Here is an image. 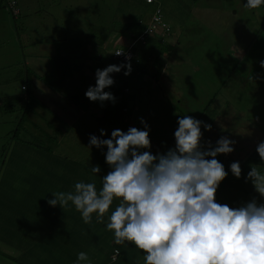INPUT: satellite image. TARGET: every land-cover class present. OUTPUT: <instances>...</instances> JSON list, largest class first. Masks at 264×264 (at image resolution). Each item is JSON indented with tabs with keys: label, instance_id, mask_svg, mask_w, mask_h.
<instances>
[{
	"label": "clouds",
	"instance_id": "9594fccd",
	"mask_svg": "<svg viewBox=\"0 0 264 264\" xmlns=\"http://www.w3.org/2000/svg\"><path fill=\"white\" fill-rule=\"evenodd\" d=\"M264 0H247L246 8L258 9ZM123 51H118L119 56ZM264 67V61L260 62ZM131 64L109 65L96 70V86H90L86 97L92 102L116 98L105 89L114 85L111 76ZM146 130L130 127L127 132L113 130L111 139L90 137V145L107 148L106 163L111 171L102 178V188L94 182H76L68 192L53 193L48 203L63 210L71 205L81 214L85 224H105L114 233L116 245L126 242L142 250L145 264H264V203L255 198L238 207L217 202L216 194L228 173L216 157L234 152L235 141L221 137L216 146H202L201 121L184 115L178 119L175 147L166 153L150 151L149 126ZM211 131V125L203 124ZM101 135H106L101 130ZM256 151L264 161V142ZM239 179V162L230 165ZM100 166L91 167L99 174ZM264 198V171L252 165L247 174ZM105 220V214L109 213ZM79 264H90L87 253L80 252Z\"/></svg>",
	"mask_w": 264,
	"mask_h": 264
},
{
	"label": "rangeland",
	"instance_id": "374dc122",
	"mask_svg": "<svg viewBox=\"0 0 264 264\" xmlns=\"http://www.w3.org/2000/svg\"><path fill=\"white\" fill-rule=\"evenodd\" d=\"M163 1L165 6L164 8H166L169 13V18L166 22L171 26L173 33L164 34V32H159L158 40L164 41L159 42V50H164L163 52H167L168 55H174L171 53L178 50L175 51L176 53L174 56H176L177 52L181 51L177 58H181L182 60V64L175 67L174 70H165L164 68H161L163 76L165 78L172 76V79L185 76H192L194 78L198 77L200 81V90L198 91L200 99H204L206 97V93L203 91L206 87H209L208 82H210V90H214L215 85L218 86L216 79L229 78L228 73L230 69H233L236 66H233L236 61L239 62V67L241 65L244 67L245 64H243L244 62L242 61L246 57L245 55L249 52V55L252 57V54L254 53V50L252 49L255 48L254 46L260 44L259 40L264 39V4H262L258 9H249L245 7L247 0H181V4L183 6V17H185V13H188L186 23L183 24V22L180 21L181 13L175 9L177 7L172 6L174 5L172 1L175 0ZM138 2L139 0H29L26 3V6L27 10L33 11L30 13L32 14L31 22H28V25L25 26L26 20L25 18H21L18 25L24 29L26 28L28 33L27 39L32 43L39 42L43 39L48 40L56 37H63L68 34L67 32H70L75 36V39L83 42L86 41L88 43L85 50L83 49L81 53L74 57V62L78 64L85 63L86 65H94V60L92 58V42L90 39H86L88 33L96 37L99 46H102L104 38H107L106 45L113 47L114 45L111 43L112 40L110 36L112 37L115 33H117V38L121 39L123 37V29L126 27L125 29L127 30L130 24L134 25L137 22V17L140 18V8L138 6ZM97 8L98 10H96ZM153 13L148 11L143 20L146 19L145 21L149 23V19ZM42 26L44 28H42ZM41 30H43V32H41ZM12 38L13 37L8 40V35L5 38L0 37V81L3 83H8L6 78L8 79L9 76L14 75V72L19 68V64H21V54L19 50H17V48H19V44L12 49L9 48V45L11 47L15 45L13 40L14 38ZM179 40L180 44L177 45ZM134 41L136 42L138 40ZM134 41L129 43L130 48L133 46ZM183 42L186 45L184 46V50H182ZM231 45H235V47L231 49L232 52L226 51L227 49L225 48L230 47ZM120 47H123L124 49L127 48L126 44H121ZM32 48L36 50V53H39L38 47L33 46ZM138 49H140V51ZM135 50H138L137 53H139V56H150L148 59H150L151 56H154L152 53L147 52L146 47L142 48L139 44H135ZM102 52L105 58L106 53H104V51ZM195 55L198 56L195 57ZM80 57H83V60L76 59ZM161 60L160 62H164L166 64L171 61L167 58L166 54L161 57ZM190 60L193 61L192 66L195 67L194 70L192 69L191 72H188L189 68H191V65L188 64ZM261 61H264V51L262 55L260 53L259 56L252 59L251 64L249 65L250 68L252 67L253 71L257 70L260 73L257 76V82L260 83V88L255 85H249L246 89V87L241 84L243 89L241 90L238 85H234V90H229L231 98L235 99L239 95H245V93L250 91L252 88V91L254 92L259 91V100H264V67H261ZM103 62L105 65V61ZM132 68L133 66L131 69ZM209 70L211 71V75L207 72ZM183 71L187 73H183ZM88 75L89 74L84 73V76ZM211 76L214 80H212ZM165 78L161 81L162 88H158V90H163L164 92H166L167 88H169L166 86ZM92 80H94V77H89V81ZM257 82L255 79L252 80L253 84ZM45 83L46 82H43V84ZM10 85L14 87L13 89H17V86H14V83H10ZM30 85L34 87V83L32 81H30ZM18 86L20 88L21 83H19ZM94 86L96 85H93L92 87ZM49 91L50 90L46 85L41 86L40 95L42 96V100L39 101H34L36 96L31 94L32 99L30 101L29 109L30 113H33L30 115V118L35 120L36 128L32 129L31 127H28V131H24L22 135L21 139L22 141L24 140L23 142H26V148H17L15 155L18 157L17 168H25L26 173L22 176H18L14 180L15 182H22L24 181V178L28 176L29 180L27 184L34 185L33 178L30 176L33 172H35L38 177H50L53 179V191L68 192L73 190V187L71 186L72 181L96 176V174L91 172V169L87 168L89 164L97 166V164H94L95 152H93V148L90 144H87L84 147V138L79 136V132L84 135L96 121L101 122V117L104 116L105 111H108L105 107L109 103H112V101H105L102 106L101 102L98 101L100 105L94 104L86 97V100L81 106L73 109L72 107L66 109L67 115H65L60 112V108L58 110V105L65 103V101H62L59 97L57 99V97L53 96ZM157 96L158 94L155 93L153 100H155ZM52 100H54L55 107H52ZM150 100L151 99H149V101ZM149 101L146 103H149L150 106H157L158 104H152ZM172 102L176 105L173 108H178L181 112L184 111L183 96L179 95V98L173 99ZM146 103H142L140 106L144 107L146 106ZM242 103L243 98L240 96V102L237 103V106H228L225 110L229 112L231 110L233 112L236 110L238 111L239 118H242L245 116L244 112L241 110L243 109L241 107ZM16 104H18V102H15V105ZM195 104V107L199 108V101L193 105ZM55 110L56 112L59 111V117L61 120L60 123H63L68 128H60L62 133L59 145L57 146L54 141L53 151H55L56 155L69 154L70 157H74L75 160L85 161L82 167L77 166L74 170L68 172L70 178L69 176L58 175L55 173L49 174L44 172L42 169H37L38 164L41 162L39 159L40 152H34L31 149L27 150L29 147L28 142L33 147L47 145L49 143V140L43 137L45 132L38 130V128H41L45 122L49 123L56 121L57 115L55 114ZM257 113L260 122L258 125L254 118V124L258 129V132L251 141H247V139H251L252 135H242L240 138L243 142H253V139L255 140L259 138V131L261 132L262 128H264V103L261 109H258ZM64 118H66L67 121L63 120ZM179 118H181V116L178 113L165 118L168 135L171 137L170 139H172V135L179 127ZM120 123H122L121 120L119 124ZM102 127L104 132L108 134V125L105 124ZM133 127L140 130H146L144 124L141 123L140 118L136 119ZM163 127V124H161L160 127L156 126L154 129H149L152 132L150 133L149 131V136L153 138L151 146L160 150L155 151L153 155L166 153L169 150L164 144L157 141V136L160 135V132H164ZM163 139L165 141L161 140L160 142L170 140L168 138ZM243 160L244 159L242 158L241 161ZM53 171L55 172L56 170ZM0 182L2 183V178H0ZM50 187V183L48 185H44V189H50ZM96 187L99 190L98 186ZM16 196H20V193H16ZM249 201H251L250 198L246 199L244 203ZM15 208L17 209V206H15ZM57 208L58 206L52 207L51 211H45V209H43L45 217H49L52 211L54 214H57V210L60 209V206L58 209ZM70 226L71 225H69V228ZM60 237L64 238L66 236ZM105 248H107V244L102 249L101 255L104 254L103 251ZM90 250L91 248H88L85 252L89 253ZM138 253L139 254L132 256L135 257L133 259H130L132 257H128L127 254H124L119 261L117 260L118 262L115 260V262H111V264H145L143 259L145 253L139 249ZM105 255L107 254L105 253ZM48 263L57 264L53 260ZM66 264H77V262L73 259L70 261L68 260Z\"/></svg>",
	"mask_w": 264,
	"mask_h": 264
},
{
	"label": "trees",
	"instance_id": "16d2710c",
	"mask_svg": "<svg viewBox=\"0 0 264 264\" xmlns=\"http://www.w3.org/2000/svg\"><path fill=\"white\" fill-rule=\"evenodd\" d=\"M10 0H0V8L4 9L5 6L7 7V3ZM18 4V7L20 9V5L17 0H15ZM172 3L177 8H175L178 12L181 13L180 21L183 22V24L186 23V19L188 18V13H185V17H183V6L181 4V0H175L172 1ZM138 6L140 8V18L137 17V22L134 25H129L128 30L132 32V35L129 39V43L138 40L137 42H133V46L130 48L128 45L126 49L123 47H120L121 45H115L113 48L104 50L103 46L99 48V43L96 39L92 38L90 39L93 46V60L94 65H86L85 63L78 64L74 62L73 52H75L77 55L85 50L86 46H88V43L85 41H79L78 39H75L68 34L64 35L63 37H60L59 45L64 49L63 54L58 53L56 56L55 64L57 67L58 74L60 76L59 82L55 83L57 86V99H61L62 101H65V103H61L58 105V110L60 108V112L67 115L66 109L72 107L77 108L83 104V102L86 100V91L89 89L90 86L96 85V70L97 69H105L109 65H127L128 63L131 64V67L133 66L131 70L130 75H124V72L127 71V67H124L121 69V72L119 73H113L111 74L114 85L106 88V92H110L114 95L116 98L115 103H109L105 109L108 111H105L104 116L101 117L100 121H96L92 125L91 132L88 135V144H90V137L93 135H96L100 139H111V133L113 130L119 129L121 131L127 132L130 127H133L134 122L137 118H142L147 125L149 126V129L152 127L154 129L156 126L160 127L161 124H163L164 132H160V135L157 136V141L159 143L164 144L168 149H172L175 147V135H172L169 137L168 130H167V124L165 122L166 116H172L176 113L180 114L181 118L184 115L191 116L194 119H197L202 123L201 131L203 133L202 138V146L205 150H207L208 143L211 142V145L213 147L216 146L217 141L221 137H228L229 139L235 141L234 152L228 155H218L216 159L221 162L225 170L227 171L228 175L227 177L221 182L217 194L216 199L217 202L220 204H227L229 207H237L242 204H244V201L246 199H253L255 198L259 203H264V198L260 197L259 194L255 191L252 183L250 181H247V174L251 170L252 165L260 166L261 170L264 171V161H262L259 157L258 152L256 151L257 146L259 143L264 142V128H262L260 134H258L259 138L253 139V142H243L241 140L242 134H245L247 136L252 135L251 139H247V141H251L252 138L256 135L258 132V129L256 128L254 124V118L257 124L259 125V116H258V109H261L263 106L264 100H259V91H252V88L250 91L245 93V95H239L235 99L231 98L229 90H234V85H238L241 90L242 85H244L247 89L249 85H255L260 88V83L257 82L259 71L252 70V67L250 68L249 65L251 64V60L255 57L259 56V54L263 53L264 51V39L259 40L260 44L257 46H254L252 50H254V53L249 55V52L244 60L243 64H245L244 67L242 65L239 67V62L236 61L233 66H235L233 69H230L228 76L229 78H220L216 79V83L218 86L215 85L214 90H210V82H208L209 87H206L204 89V93H206V97L204 99H200V95L198 94V91L200 90V81L199 78H194L192 76H185V77H178L173 78L172 76H168V78H165L163 76V72L161 68H164L165 70L171 69L174 70L175 67L180 66L182 64L181 58H177L178 54L181 52H177L175 55H168L167 52H163L164 50H159L158 48L159 42H164L157 40L159 32H162V29L164 27H161L160 31L154 33L153 35L147 34V31L149 29L150 23L153 19V15L150 17V22L147 23L143 18L146 17V14L148 11H151L152 13L160 9L163 16V21L166 24V29H164L165 34L166 33H173L171 26L166 22L169 18V13L164 8V1L163 0H153L152 2H148V0H139ZM98 10V8L96 9ZM4 11V10H3ZM10 12V10H9ZM21 13V9H20ZM153 13V14H154ZM11 14V12H10ZM12 16V14H11ZM20 17V16H19ZM14 18V17H13ZM16 20V19H15ZM181 22V23H182ZM133 23V22H132ZM180 23V24H181ZM126 28V27H125ZM124 28V30H126ZM69 36V37H68ZM144 36V42L140 41V38ZM161 36V35H160ZM157 38V39H155ZM181 40V39H180ZM180 40L177 43V45L180 44ZM135 44H139L142 48L146 47L147 52L152 53L154 57L152 61L147 60V57L145 56H139V53H137L138 50H135ZM198 44V43H197ZM195 44V45H197ZM239 45V44H238ZM181 46V45H180ZM184 46H186L183 42V49ZM234 46L226 47V51L232 52V48ZM243 49V48H242ZM218 50V49H217ZM106 53V56L104 58L103 52ZM117 51H123L124 55L121 57H118L115 55ZM134 53L133 58H130L129 60H125L124 57L128 53ZM166 54L167 58H169L171 61L166 64L164 62H160L161 57ZM198 55H195L197 57ZM252 58V59H251ZM79 60H83V57L76 58ZM199 59V58H198ZM241 59V58H240ZM105 61V65L104 62ZM162 61V60H161ZM192 60L188 62L189 65H191V68H189L188 72H191L192 69L194 70L195 66H192ZM184 63V62H183ZM99 65V66H98ZM98 66V67H94ZM184 68V67H183ZM224 69V66H223ZM251 69V70H250ZM73 70H76L79 72V76H77V80L74 81L73 85L77 82L76 89L72 90V83L69 79H72L74 73ZM209 75H211V71H207ZM84 73L89 74V77H94V80H92L89 84V86L86 87L83 85L85 84L82 78L84 77ZM183 73H187L184 72ZM261 77V76H260ZM165 78L166 80V86L168 92L167 94L161 96V91L158 90L156 87L153 88V84L155 83L158 88H162L161 81ZM212 80L213 77L211 76ZM263 78V77H261ZM237 79V80H236ZM255 79L257 83L253 84L252 80ZM264 79V78H263ZM264 84V81H263ZM189 85V86H188ZM171 86V87H170ZM152 91L160 95V101L155 102L157 105L163 106V108H157L153 109L152 106H150L149 103H146L151 99L149 102L152 103L153 97H152ZM63 92V93H62ZM243 92V91H242ZM180 96H183V106L184 111L181 112L178 108H173L176 106L173 104L172 100L177 99ZM240 96L243 98L242 108L241 109L245 116L242 118H239L238 111L234 110V112L231 110L230 112L225 110L228 106L233 107L237 106V103L240 102ZM31 101V99H30ZM30 101L29 105L27 107V113H25L26 116L23 117V120L21 122V126L24 123L30 122V117L28 114H30ZM199 101V108H196V104L193 105ZM109 102V101H106ZM94 104H99V102H93ZM142 103H146L144 107H141L140 105ZM100 105V104H99ZM62 110V111H61ZM57 118L59 117V111L56 112ZM155 115L156 119L153 117ZM146 117H149V122L147 121ZM63 120L67 121L66 118ZM120 123L119 124V122ZM96 123L97 126H96ZM102 123V125H101ZM105 124L108 125V134L101 135V130L103 129L102 126ZM203 124L211 125V131L206 130L203 127ZM43 127V126H42ZM40 128L41 131H44L43 137L47 140L48 135H59L61 137V129L59 132H51V128ZM67 128V127H66ZM68 130V129H67ZM20 130L17 131L19 133L16 136V139L18 141V144L15 145L19 149L24 147L26 145V142H23L20 136ZM150 133H152L150 131ZM46 135V136H45ZM79 136L83 137V135L79 132ZM163 138H168L170 140H165ZM261 138V139H260ZM151 142L153 141V138L150 136ZM161 140H164L160 142ZM215 141V142H214ZM25 144V145H24ZM28 149H31L34 152H40L39 158L41 156H53L54 160L51 162L52 167H44L47 170H58L61 173L64 171H72L77 166H83L85 161L81 160H75L74 157H70V155H56L55 151H53V147L49 145H42L33 147L28 142ZM84 147L85 144L83 143ZM93 152H95V161L94 164H97L100 166V173L96 174L94 177L85 178L82 180H75L73 182V189L76 182L83 181V182H94L96 186H98L99 189L102 188V178L107 175L109 171H111V168L106 163V153L107 148H96L95 146H92ZM150 151L152 154L155 153V151H160L158 148H154L151 146ZM47 158V157H45ZM57 158V159H55ZM244 159L241 161V159ZM233 162H239L242 174L239 179H237L231 172L230 165ZM39 166V164H38ZM93 167V164H89L87 168L91 169ZM57 171V173H58ZM62 175V174H61ZM246 196V199H245ZM73 207V208H72ZM115 208V202L114 205L110 208L109 213L105 214V220L107 222V217L110 215L111 211H113ZM54 222L56 223L58 220L59 224V235L57 236H66L64 238L60 237L59 247L61 248L60 251H58L55 247V250L59 253L60 252V258L61 261H59L58 264H66V262L69 260L75 259L77 264H79L77 260L78 254L81 252H85L88 248H91L90 252L87 253L90 264H111V262H115V260L112 259V254L117 250L120 252V255L116 259V261L120 260L124 254H127L128 257H132L133 255H137L138 248L131 244L130 242H126L127 246H121L116 245L114 242V233L110 232L106 228L105 224L97 223L95 220V214H93V222L92 224H85L81 214L75 209L74 205H71L69 203V206L65 208L64 210L60 207V209L57 210V214L53 217ZM74 224L77 225L81 233L85 231L86 236L88 237L90 233V239H91V247L78 250L79 248H76L75 250L78 251L77 254H74V256L66 257L67 254V241L71 240L72 232L71 228L75 226H70ZM88 226V227H87ZM56 225H54V229H56ZM88 228V229H86ZM96 232H94V231ZM55 234V235H56ZM103 239V240H102ZM105 240V241H104ZM45 246V242L42 243ZM107 244V248L104 249L105 255L104 261L100 262V260H96V258L92 257L90 258V255L92 254L91 251L96 250H102ZM30 245V242L28 243ZM93 246L97 248H93ZM100 246V247H99ZM99 247V248H98ZM72 252V251H71ZM86 253V252H85ZM135 257H132L130 259H133ZM93 260L96 261L93 262ZM117 261V262H118Z\"/></svg>",
	"mask_w": 264,
	"mask_h": 264
},
{
	"label": "crops",
	"instance_id": "0c3cea01",
	"mask_svg": "<svg viewBox=\"0 0 264 264\" xmlns=\"http://www.w3.org/2000/svg\"><path fill=\"white\" fill-rule=\"evenodd\" d=\"M17 1L22 10V15L20 14L18 20H15L13 16H11L8 5L7 7L5 6L4 9L0 8V37L5 38L8 35V40L13 37L14 39H12L14 40L15 45L12 47L9 45V48L12 49L19 44L17 50H19L21 54V64H19V68L14 72V75L9 76L8 79L6 78L8 83L0 81V178H2V183L0 182V264H49L48 262L52 260L58 264L59 261H61L60 252L58 253L55 250V248L58 251L61 250V248H58L60 237L56 234L58 233L59 235L58 220L56 223L54 222L53 217L56 214H54L53 211L49 217H45L43 213V209H45V211H51L53 207L48 203L50 199H54L53 193H55V191H53V179L50 177H38L35 172H33L31 176L29 175L33 178L34 185L27 184L29 180L28 176L24 178V181L22 182H15L14 179L26 173L25 168H17L18 157L15 155L18 148L15 146L18 144L16 139L17 134L19 138V133H17V131H21L20 136L22 138L24 131H28V127H31L32 129L36 128L35 120L31 118L30 122L24 123L21 126L23 117L26 116L25 113H27L29 101L32 99L31 94L36 96L34 101L42 100L40 88L41 86L46 85L50 90L49 92L57 97L58 91L55 83L59 82L60 76L57 71L55 60L58 53L63 54L64 49L59 45V41H61L60 37L48 40L43 39L36 43H32L27 39L28 33L26 28L24 29L23 27H20L18 22L21 18H25V26L28 25V22H31L32 19V14L30 13L33 11L27 10L26 3L29 0ZM42 28L44 27L42 26ZM41 32H43V30H41ZM67 33L69 36L75 38L70 32ZM122 35L123 37L121 39L117 38V33L112 37L110 36L112 40L111 43L114 46L121 44H126V46H128L132 32L127 29L122 32ZM92 38L96 39L95 36L88 33L86 39ZM106 42L107 38H104L102 42L104 50L114 47L107 46ZM33 46L38 47L39 53L35 52L36 50L32 48ZM102 46H99V48ZM76 55L77 54L73 52V55L71 56L74 58ZM145 56L147 57V60L150 61L154 58L151 57L148 59L150 56L142 55L144 58ZM73 73L74 75L72 79L69 80L72 83V90H75L77 82L74 85L73 83L77 80V76H79L80 73L76 70H73ZM82 80L85 83L83 85L86 89L89 84L92 83L89 81V75L84 76ZM30 81L34 83V87L30 85ZM43 82L46 83L43 84ZM10 83H14V86H17V89H13L14 87H12ZM19 83H21L20 88L18 86ZM23 86H26L25 90L23 89ZM155 87L158 89V86L154 83L153 88ZM160 91L161 96L168 93L163 90ZM154 95L155 92L152 91V97ZM160 95H158L155 100H152V104H156L155 102L160 101ZM15 102H18V104L15 105ZM52 103L51 106L55 107L54 100H52ZM152 107L153 109L163 108V106L160 105ZM32 113L33 112L29 114V117ZM153 117L156 119L155 115H153ZM58 119L59 118L54 122H45L42 125L43 128H45V130H47L46 128H51V132H59L61 127L66 126L63 123H60L61 120L59 119V121ZM146 119L149 122L150 118L146 117ZM97 124L98 123H96V126ZM91 129L92 128L86 131L82 137L84 138L85 146L88 144V135L91 132ZM38 130H40V128H38ZM46 135H48L49 138V143L47 145L53 147L54 141L57 146L59 145V140L61 138L59 135ZM23 148H26V145L20 149ZM39 159L41 162L39 166H37V169H42L49 174L55 173L58 175L62 174L64 176H69L68 172L70 171H64L61 173L58 170L54 172L53 170H47L44 168L52 167L51 162L54 160L53 156H41ZM73 182L74 181L71 182V186H73ZM49 183L51 186L50 189H44V185H48ZM18 192L20 193V196H16V193ZM15 206H17V209ZM54 225L57 226L56 229L53 228ZM72 226L75 225L72 224L71 227ZM71 232V240H68L66 245L67 258L77 254L78 251L75 250L76 248L82 250L91 247L90 233L87 237L85 231L81 233L77 225L74 228H71ZM29 242L30 245H28ZM44 242L45 246L42 244ZM93 248L97 247L93 246ZM91 253L90 258L94 257L96 260H100L99 263L104 261L105 254L101 255L102 250H96L95 252L91 251ZM93 262H95V260H93Z\"/></svg>",
	"mask_w": 264,
	"mask_h": 264
},
{
	"label": "built area",
	"instance_id": "2783aa9c",
	"mask_svg": "<svg viewBox=\"0 0 264 264\" xmlns=\"http://www.w3.org/2000/svg\"><path fill=\"white\" fill-rule=\"evenodd\" d=\"M153 0H148V2H152ZM8 6H9V10L12 14V16L14 17V19H18L19 16H20V9L18 7V4L15 0H10L8 2ZM161 27H164L162 29V32H164V29H166V24L164 23L163 21V16H162V12L160 9H157L155 11V13L153 14V19L150 23V26H149V29L147 31V34H150V35H153L154 33L160 31ZM165 34V32H164ZM140 41L144 42V36H142L140 38ZM118 52V51H117ZM124 55V52L123 54L119 55L118 57H121ZM134 56V53L130 52L128 54H126V56L124 57L125 60H129L130 58H133ZM23 89L25 90L26 89V86H23ZM96 136V135H94ZM97 137V136H96ZM120 255V252L119 251H115L114 254H112V259L113 260H116L118 258V256Z\"/></svg>",
	"mask_w": 264,
	"mask_h": 264
}]
</instances>
